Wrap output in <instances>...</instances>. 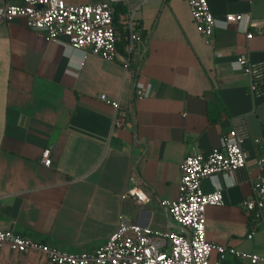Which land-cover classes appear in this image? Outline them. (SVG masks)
<instances>
[{
    "label": "crops",
    "instance_id": "1",
    "mask_svg": "<svg viewBox=\"0 0 264 264\" xmlns=\"http://www.w3.org/2000/svg\"><path fill=\"white\" fill-rule=\"evenodd\" d=\"M64 1L110 2L116 23L132 13L142 33L132 63L149 94L131 101L135 81L124 68L121 26L118 56L106 60L70 49L65 38L47 42L22 18L0 21V228L72 253L101 246L121 220L180 231L160 205L177 196L179 164L217 146L240 117L248 135L246 165L202 180L204 192L223 194L221 205L206 208L205 234L264 256V219L248 239L253 220L241 205L251 195V179L264 175L256 165L264 151L253 142L264 138V95L251 96L248 76L233 69L240 54L264 64V0H207L217 21L209 35L196 30L187 0ZM227 13L249 19L224 25ZM101 96L126 112L121 127L112 126L114 109ZM45 147L49 167L40 160ZM130 174L139 178L147 203L120 197ZM34 260L0 252V264Z\"/></svg>",
    "mask_w": 264,
    "mask_h": 264
},
{
    "label": "built area",
    "instance_id": "2",
    "mask_svg": "<svg viewBox=\"0 0 264 264\" xmlns=\"http://www.w3.org/2000/svg\"><path fill=\"white\" fill-rule=\"evenodd\" d=\"M187 3L196 30L203 35L211 34L217 21L207 0H187ZM15 18H22L27 28L47 42H61V38H65L64 44L70 49L106 60H114L118 56L120 36L117 26H121L127 52L124 68L135 81L131 101L148 96V83H137L138 69L133 66L131 58L135 42L142 39L132 13L121 14L115 24L110 2L68 4L64 0H22L14 4L0 0V21L10 22ZM244 19L248 21L249 16L227 13L223 16V24H240ZM252 36L251 32L246 34L248 39ZM233 69L248 76L251 96L264 95V64L252 63L240 54L233 61ZM101 98L114 109L112 126L121 127L126 112L117 100ZM127 111L133 117L131 105ZM247 137L244 120L234 118L232 127L220 138L217 146L206 154L191 153L183 158L179 164L176 198L160 201L165 212L181 227L180 231H157L121 220L101 246L72 253L12 229L0 228V252L7 249L17 255L34 256L48 264H264L263 255L208 241L205 234L206 208L221 205L223 194L221 190L204 192L201 182L214 174H226L245 167L247 154L243 144ZM253 142L264 151L262 136L254 138ZM40 160L45 167L50 166L48 147L41 151ZM256 165L259 170L263 169L264 152L257 157ZM251 181V195L241 202L253 220L246 234L248 239L253 236L255 224L264 219V175L259 172ZM120 197L132 198L139 204L149 201L134 174L129 175L128 187ZM227 255L234 259L228 261Z\"/></svg>",
    "mask_w": 264,
    "mask_h": 264
},
{
    "label": "rangeland",
    "instance_id": "3",
    "mask_svg": "<svg viewBox=\"0 0 264 264\" xmlns=\"http://www.w3.org/2000/svg\"><path fill=\"white\" fill-rule=\"evenodd\" d=\"M34 264H47L46 262H40V261H38L36 258H35V260H34Z\"/></svg>",
    "mask_w": 264,
    "mask_h": 264
},
{
    "label": "trees",
    "instance_id": "4",
    "mask_svg": "<svg viewBox=\"0 0 264 264\" xmlns=\"http://www.w3.org/2000/svg\"><path fill=\"white\" fill-rule=\"evenodd\" d=\"M112 15H113V21L114 23L116 24V17L114 16V13L112 12ZM48 264V263H47Z\"/></svg>",
    "mask_w": 264,
    "mask_h": 264
}]
</instances>
